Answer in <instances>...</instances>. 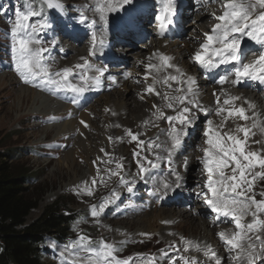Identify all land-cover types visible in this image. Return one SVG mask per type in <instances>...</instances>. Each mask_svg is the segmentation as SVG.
Returning a JSON list of instances; mask_svg holds the SVG:
<instances>
[{"label":"snow or ice","instance_id":"1","mask_svg":"<svg viewBox=\"0 0 264 264\" xmlns=\"http://www.w3.org/2000/svg\"><path fill=\"white\" fill-rule=\"evenodd\" d=\"M197 4L206 6L218 3L221 13L217 15L211 12L210 15L215 23L209 31L204 32L203 39L197 41L199 47L191 54V61L207 72L225 68V72L219 76L217 83L221 86L232 84L240 86L247 82H255L264 85V0H196ZM135 3V0H97V3L90 6L100 14V19L107 23L106 13L113 11H128L129 7ZM162 5L156 14L154 20L159 35L163 36L165 32L175 23L177 14V0H159ZM63 11L64 5L61 0H42L41 7L37 9L30 0H26L21 7H15L12 17H9V28L7 35L9 37V52L11 62L20 79L26 84H32L39 78L43 84L54 85L58 90H67L76 94H83L94 81L96 85L101 83L103 69H93L91 61L86 57H81V63L72 67H65L61 71L51 73L48 66L44 63V56L58 45V40L53 38L47 42L40 38L39 34L46 33L52 28L51 21L45 16L44 8ZM8 8L0 3V16L7 15ZM81 24L88 23V17L81 12L78 18ZM92 25H96V20H91ZM249 42L258 48H245V43ZM105 43L103 32L98 34L93 32L90 40L89 55L95 56L98 48ZM255 55L254 59L248 60L250 53ZM161 63H149L145 65L143 81L146 84L145 93L155 95L163 101V106L153 104L151 106V117L143 123L145 126L151 125L159 128L156 121L164 120L168 124L166 131L167 140L159 142V136L155 139H140L146 135L144 132H133L131 129H125V135L135 142L138 151H134L136 166L139 179H155L151 176L153 170L161 167L164 162L168 166L167 176L174 177V180H160V186L156 192H162L167 195L169 191L181 186L183 177L173 166L175 161L173 157L181 148L183 138L189 135V129L194 126L198 118L195 114L202 113L205 117L214 114L220 117L219 123H214L212 119L206 120V128L203 129V136L206 138L204 144L207 147L202 148L203 156L198 157L203 165V172L207 179L203 184L201 191L197 193L204 204L216 214V219L221 217L226 223L234 225L231 232L220 231L217 233L219 240L225 246L229 253L232 264H264V190L257 193L255 186L257 181H264V141L254 140L252 143L262 145L257 151L251 150L249 141L256 135V129H259L261 135H264V125L261 124L257 113L248 115V110L253 109L254 105L247 100L242 103L240 96H234L221 89L220 92H213L215 108L212 112L206 108L199 99V94L194 90L195 80L187 75L178 65L171 63L173 58L159 53ZM171 69L172 71H168ZM89 71H94L98 75L89 76ZM163 73V75H161ZM70 77H78L79 83L70 81ZM114 81L112 76L107 77ZM150 81V82H149ZM140 82V81H138ZM177 87H173V85ZM165 89L160 91L157 88ZM40 87L41 85H34ZM144 96L141 95V99ZM75 102V101H73ZM247 105V108L245 107ZM165 109L171 110L174 114L169 115ZM111 111V109H105ZM115 115V113H113ZM242 120L245 123H236L234 128L228 127L229 121ZM252 121L249 126L248 121ZM84 127H88L85 121H81ZM116 127H121L116 125ZM109 142L113 138L109 137ZM123 141V137L116 138ZM101 152H105L102 148ZM146 153V154H145ZM166 153V155H162ZM109 159L104 160L97 157V162L107 165L105 172L109 177L115 176L119 182L127 187L128 192H132L135 187V181L125 180L123 158L114 159L111 154L105 153ZM153 158H149V157ZM183 167L187 169V160ZM100 169L97 168L99 177ZM103 178L100 177V181ZM97 177L91 179V185L95 186L98 182ZM83 191L91 196L92 187L88 182H84ZM155 194V192L153 193ZM113 196L116 193L113 191ZM261 198L258 200L256 197ZM105 201L99 205L91 206V216L96 218L102 212L107 203ZM164 223H170L165 221ZM141 235L151 238L149 233ZM183 252H189L194 248L197 252L202 251L209 260H214L215 264H221V258L212 249L210 245H205L201 249L198 243L190 240H184ZM170 247L176 248L175 243ZM72 259L65 258L62 264H132L133 258H118L117 249L113 244L101 239L92 241L91 237L81 235L76 241L64 246ZM63 256V253L61 254ZM169 264H199L194 256L168 257ZM148 264H155V258L148 259Z\"/></svg>","mask_w":264,"mask_h":264},{"label":"rangeland","instance_id":"2","mask_svg":"<svg viewBox=\"0 0 264 264\" xmlns=\"http://www.w3.org/2000/svg\"><path fill=\"white\" fill-rule=\"evenodd\" d=\"M25 2L26 0H0V3H2L5 7L8 8L7 15L0 16V76L8 75L16 81V83L13 85H8V84L3 85V87L4 86L6 87H4V90L3 89L0 90V152L7 151L8 149H14V150L17 149V152H19L20 155L18 156L19 159L15 160L14 163L29 167L34 172H36V179L32 181V183L30 184L29 190H30V194L38 200V205L37 208L33 209L29 213L28 217L26 218V224H30L35 219L39 218L45 207L53 204L58 199H62L63 201H65L67 203V207L69 208V210L73 212H80V213L82 212L83 214V218L79 221V224L73 228L70 234L71 238L69 240L64 241V243H59L54 241L53 239H47V241L43 245V248H46L44 258L42 259L43 264H62V261L65 258L72 259V257L69 255L70 250L66 251L64 246L70 244L73 241H76L78 237L81 235H87L91 237L92 241L94 242L103 239L108 243L113 244L114 246L121 244L122 247H120V249L118 248L116 252L117 257L118 258L132 257L133 258L132 264H148V259L152 257L155 258V264H169V261L165 257L164 253H167L168 257H179L181 254L185 256H194L198 260L199 264H214L213 262L206 261L204 258H202L201 255L197 253L191 254L182 251L184 242H182L181 238L183 237L184 240H186L187 238H189L191 233V225L188 222L184 223L183 225H178L179 223L177 222L173 224L172 223L168 224L159 220V218L155 219L158 213H160L161 211L162 212L169 211V209H173V207L162 206L163 208H161L154 205L155 202L152 198V190L154 191L155 188L157 187L153 186L155 184L152 185V182L147 183L144 180L139 179V177L136 175L137 170L135 165H133L132 160L134 157L133 152L138 151L139 149H137L136 143L131 141L128 136H126L125 141L122 142L123 147L121 149L122 150L125 149V154L122 156L120 155L118 158H123L122 160L124 164L123 174L125 176L126 181L132 182L133 179L135 178V175L137 176V181H135V187L133 188L132 192H128L127 187L121 183L120 186H116L117 184L116 182H118L119 179L115 176L110 177L109 183H105L104 185L102 183H99V186L98 185L89 186L92 187L93 190V195L91 196L87 195L83 191L84 188L79 190L78 189L70 190L69 188L65 187V185L68 182L69 175L65 169H59L58 161L63 158V152L65 150H70L72 148L76 135L73 136L71 135L70 138H66V137L56 138L54 136V133L52 132L42 133V130L43 128L52 127L54 125H58L63 122H67L71 120L73 114L67 113L68 116H66L65 118H62L59 115L57 116L56 114L32 116L27 114V112L25 111V107L22 109L21 112H18L15 109L16 93L18 89L21 87L30 89L31 91H35L36 93L41 94L49 99L50 97H55V99L60 98L61 100H63V102L60 101L61 105L69 108L72 107V109L76 108L74 107V103L78 101L77 97L75 98L73 92L67 90H59L60 94H54L49 89L45 90V88L47 87L56 90L57 88L54 85L43 84V82L39 78L34 80L32 84H26L20 79V77L16 73L14 65L11 62V56L9 52V37L7 35V30L9 28L8 21H9V17H12L13 15L14 8L21 7L23 4H25ZM33 2L35 7L37 6L41 7L42 0H33ZM86 2H88V0L86 1L83 0V2L81 0H61V3L64 5L63 11L52 10L46 7L44 8V14L48 19H51L53 21V24H52V28L49 29L46 33L39 34L42 40L47 42L53 38L62 39V37L59 36L57 32L52 33L54 31L53 29H56V27L59 25H60L59 27L62 28L66 27V29H64L68 33L66 37L72 36L73 29L77 31V35L74 38L75 41L77 42L74 43L72 41H69V38L67 39L64 38L62 39L63 41H61L60 46L57 45V47L51 48L50 51L45 54L44 63L48 66V70L51 73H54V71H59L58 64L60 63L61 64L59 66L62 67V65L64 64L69 65V64H76L81 62L80 59H73L69 61L70 60L69 56L65 59L64 57L66 56L57 58L56 54L60 50V48H62L61 46H64L65 41L69 43L71 42V44L74 43L73 46L77 48L79 47L83 48V46H85V42H88L87 40L89 39L91 40V35L92 32L94 31V26L90 22L91 20H93V16L91 14L87 15V12L89 10ZM133 5L134 7L132 9L134 13L147 10L148 8L150 12V9H153V12L150 13L148 20L145 19L140 20V23L142 24L141 28H143V30L138 32L139 36L136 38V40L131 39L136 47L138 45H143V44L146 45V47H150V45L152 44L151 40L154 38L153 30L156 23V21H154V15L156 14V8H157L156 3L154 0H135V3ZM81 12H84L85 15H87L89 21L88 23L81 24L78 22V18ZM185 12H186L185 9H183L180 15L181 21L179 20L180 26L182 27L184 32L185 29L183 27H185V24L187 25V23L192 22L190 20L191 19L190 17L188 18L186 17ZM127 17L119 18V19L117 18L114 21L115 23L113 22L115 29H117L120 25L124 24ZM54 21H56V24H54ZM134 22L138 23V21H134ZM208 26L209 25L207 22V29ZM100 29H101L100 26H97L95 30H100ZM69 32L71 33L69 34ZM250 44L251 43H249V45ZM112 46L111 49L113 50V53L115 52L117 54H121L124 49L132 50L133 48L127 43L119 44V42L114 43ZM120 49H122V51ZM125 53L128 52L126 51L122 54ZM85 57L87 58L88 55H86ZM88 59L91 61L93 69L96 68L103 69V73H104L102 76L104 80L99 85L96 84L92 85L90 89L100 91L102 88L104 89L105 86L108 85L105 84L106 82L109 83L111 82V80L107 78L108 76L113 77V75H116L118 72L119 73L117 74L118 76L121 74L122 77H127V74L131 73V71L134 69H137L135 75L133 76L135 81L134 84H136L135 86L139 89L137 92L139 91L141 92V90L143 91L144 87H146V84L143 81V77H144L143 73H145V68H142L137 65L134 66V68H132L131 64L123 65L121 64V62H119L121 65L119 63L109 64L105 61H101L100 59L94 58L92 56L91 58L88 57ZM75 60L76 61L80 60V61L76 62ZM130 62L131 59H129V63ZM90 72L91 71H89V73ZM161 75L163 74L161 73ZM77 78L78 77H70L69 79L73 83H79ZM34 85H41V86L37 87ZM1 87L2 86L0 85V88ZM109 88H112V85H108L107 89ZM5 92L9 94L4 95ZM109 92L111 91L105 90L102 93H98L95 96H92V99H90L85 104L84 108H86L88 105L92 106L94 101L97 100V98H99L100 95L107 94ZM151 97L152 99L155 100L154 95H152ZM138 100L141 102L143 101L142 99L139 98ZM10 107L12 109H9ZM148 110L149 109H147L146 111L149 112ZM207 119L208 117L205 119L201 117L196 121V123H194L193 128L189 129L188 136L189 139H191L193 145H199V146L203 145V141L205 137L203 136L202 130L206 128ZM161 127H163V130H167L168 127L167 122L163 120L161 123ZM132 131L140 132L139 126H134ZM159 138H160L159 139L160 142L166 141L167 140L166 131L161 132ZM127 140H129V143L127 142ZM31 149H33L37 155L32 154ZM251 150L257 151L252 147ZM181 156L183 157L184 154L183 153L179 154L173 158L175 161L174 165H176V163L180 161ZM75 161L77 164L80 165L83 163V160L77 158V156H75ZM113 167H115L114 164ZM192 170L194 171L193 174L195 176V177L193 176V179L199 180L196 185V188L199 189H195L194 192L199 193L201 191V187L203 186L206 173L203 172V165L199 162V160L197 163H195V166L191 168V171ZM167 171H168V166L165 165L163 168H161V170L153 174L157 175L159 179H162L167 174ZM148 181H154V180L149 179ZM108 185L112 186L111 189L114 187V192L116 193L115 196L112 195L113 191L104 190L105 187L106 188L108 187ZM262 190H264V181H257L255 186V191L259 193ZM257 196L259 197V199L261 198L259 195ZM163 197L164 196H162V198ZM105 201H111V202L106 204L105 209L102 212H100L98 217L93 218L91 216V206L99 205L100 203H104ZM174 201L175 204L181 203L179 204L181 206L180 207L181 209H183L184 205L188 203L187 204L188 210H193L194 215L201 214V216L203 215L202 217L203 219L205 216L207 221L209 220L210 222L211 219L212 222L215 221V225L212 226L213 232L216 234L214 235L215 237L217 236L216 232L221 231L223 228L229 227L228 225H220L221 224L220 221L216 219V214L213 213L211 209H209L208 213L206 212V214L205 213L202 214L201 209H197V208H202L204 206V202L201 198H198L196 202L197 204H192L191 202H189V198L187 197L185 199L183 198L181 200L178 201L174 200ZM152 205H154L153 208ZM202 210H204V208H202ZM143 215H146L145 218H149V217L151 218L152 215H156L155 218H152L153 220L151 219L152 222L153 221L155 222L154 224L155 228L151 230L146 228L147 232H140L137 231L138 225H136L135 223L129 226L128 223H130L132 220L138 217H142ZM261 218L264 219V216H262ZM165 224H167L168 227L170 225V229H171L170 233L174 235L172 236L173 239L172 237L171 239L166 238L164 236H161L160 233H158L159 231H157V225L163 226ZM219 228L221 230H219ZM141 233H149L151 234V238L143 236L141 235ZM170 233L168 232L166 233V235L170 236ZM262 235H264V233H262ZM216 238L217 240H219L218 236ZM173 243H175L176 248L180 249L181 251H177L176 249L170 247V245ZM180 245L182 246V248L180 247ZM222 245L223 244L221 242V246ZM62 253L63 256L61 255ZM226 253L227 255H229L227 251ZM179 264H182V262H179Z\"/></svg>","mask_w":264,"mask_h":264},{"label":"bare ground","instance_id":"3","mask_svg":"<svg viewBox=\"0 0 264 264\" xmlns=\"http://www.w3.org/2000/svg\"><path fill=\"white\" fill-rule=\"evenodd\" d=\"M81 1L83 2V0ZM154 1H156V6H157L156 12H157L162 5L159 3V0H154ZM100 2L103 3V0H100ZM86 3L89 10L90 6H93L97 3V0H88V2ZM184 3L185 1L183 0H177L178 7L179 4H184ZM189 3L195 4L196 7L194 9L189 10L188 12V17L192 18V20L190 19L192 22L187 23V25L185 24L186 26L184 27L185 29L184 36L181 35L182 37H178L175 36L173 33H171L170 28L176 29L175 23L174 26L170 27L165 32V34L161 36L158 33V29L155 23V27L153 30L154 38L151 40L152 44L150 45V47H146V45L144 44L138 45L136 47L134 42L131 40L134 38V34L137 31L143 30V28H141L142 24L140 23V20L141 19L147 20V16L149 14L148 11H140L134 14V11L132 9L134 5H132L129 7L128 11L117 10L113 12H108L106 13L107 23L105 24L104 21L100 19L99 13L93 10H89L87 12V15L91 14L93 16V19L97 21V24L93 25L94 26L93 32H96L98 34V38H99V34L103 32V38L105 40L104 45L98 48L97 54L92 57L98 58L101 61H105L109 64H117L121 62V64L123 65L131 64L132 68H134V66L136 65L145 68V65H147L150 62L149 61L150 57H152L151 63L153 64L161 63L158 56H153L154 53L166 55L168 57L173 58L171 60V63L178 65L187 75L193 77V79L195 80L194 90L198 92L200 101L203 103V105L206 108L209 109L210 112H212V110L215 108V102L212 93L214 91L220 92L221 89L223 88V90L230 93L231 95L240 96L242 98L241 101L237 102L238 104L242 103L243 100L250 101L254 105V108L248 110V115L251 116L253 112L257 113L261 124L264 125V85H260L255 82H247L240 86H233L230 83L221 86L219 83H217V80L219 76L225 72V68L223 66L214 71L207 72L191 61L190 59L191 54L199 47V43L197 41L202 40L203 39L202 34L206 31H209L212 25L215 23L212 17H210L211 16L210 13L215 12L217 15H219L222 10L218 3H213L206 6H201L197 4L196 0H191V2ZM178 11L179 10L177 8V13ZM191 11H195L193 13H198V15L195 14V16H190L189 14ZM124 17L130 19L126 21L124 24L120 25L117 29H115L114 21L117 18L119 19ZM176 18H177V14L174 18L175 22H176ZM134 21H138V23ZM207 22L209 25L208 29H207ZM97 26H100L101 29L95 30ZM182 32L183 30L180 28L179 33L182 34ZM76 35H77V31L73 29L72 36H68L69 41H72L74 43L77 42L74 39ZM57 40H58V45L60 46L62 39L58 38ZM87 41L88 42H85V46H83V48L82 47L77 48L73 46L74 43L71 44V42L69 43L65 41L64 46H61L62 48H60V50L56 54L57 58L66 56L64 57L65 59L69 56L70 57L69 61L73 59L81 60V57H85L86 55H88V57L91 58L88 52L90 47V39ZM117 42H122V43L128 42L130 46L135 48L134 49L132 48V50L123 48L124 50L122 53L126 51L128 52L125 54L122 53L117 54L115 52L113 53L110 44ZM249 47L253 48V46H250L246 43L245 48L247 49ZM258 47L259 46H256L254 48H258ZM120 50L122 51V49ZM256 54H258V52L253 54L254 56L252 59L255 58ZM249 55L252 56V53H250ZM249 55L248 57L250 59ZM129 59H131L130 63H129ZM60 64H58L59 71H61L65 67H72L73 65H75V64H69V65L64 64L62 65V67H60L59 66ZM136 71L137 69L132 70L131 73L127 74V77H122L121 74L119 75L120 76L119 77L117 75L119 73L117 72L116 75H113V77L115 78L114 81L111 80L110 83L109 82L105 83L108 85H112V88L109 89H107L108 85H106L105 88L104 89L102 88L100 91L90 89V87L95 84V82L92 81L89 89L85 91L83 94L74 93L75 98L77 97L78 99V101L74 103V107H76L75 109H72V107L69 108L61 105L60 101L63 102V100H61L60 98H56L59 100L58 101L55 99V97H50L49 99L27 88L21 87L18 89L15 98V109L18 112H21L22 109L25 107V111L27 112V114L32 116L56 114L57 116L59 115L62 118H65L66 116H68L67 113L73 114L71 120L67 122H63L58 125H54L52 127L43 128L42 130V133H49V132L54 133V136L56 138H61V137L70 138L71 135L72 136L76 135L72 148L70 150H65L63 152V158L58 161L59 169H65L69 175L68 182L65 185L66 188H69L70 190L83 189L85 187L84 184L85 181L88 182V186H91V179L93 177H97L98 181H100V177L103 178L102 181L96 184L98 186L99 183H102L103 185L105 183H109L110 177L105 172V169L108 167H113V165H107L101 162H97L96 164H94L93 162L97 160V157H102L104 160L109 159V156H106L105 153L111 154V157L114 159H117L120 155L122 156L125 154V149L123 150L121 149L123 147L122 142H124L126 138L125 129L133 130L134 126H139L140 132L146 133V135L141 137L142 140H148L149 138L155 139L157 136H160L162 132L161 130H163V127H161V123L163 120L156 121V123L159 124V128H154L150 124L145 126L143 122L145 120L150 119L152 115L151 106L154 103L163 106V101L155 95H154L155 100L152 99L151 97L152 95L145 93L144 91L145 87L143 91L141 90V92L140 91L137 92L139 89L135 86L136 84H134L135 81L133 78ZM168 71H172V70L169 69ZM55 72L57 71H54V73ZM89 75L90 76L98 75V73L91 71ZM103 80L104 79L101 77V82ZM15 83L16 81L8 75L0 76V85L2 86L0 90L2 89L4 90V87L6 86L3 87V85L5 84L13 85ZM173 87H177V85L174 84ZM157 88L160 91H165V89L160 88L159 85H157ZM46 89L51 90L54 94H60L58 89L55 90L50 87L45 88V90ZM105 90L111 92L100 95L99 98H97V100L94 101L92 106L88 105L86 108H84L85 104L90 99H92V96H95L98 93H102ZM8 94L9 93L5 92L4 95H8ZM141 95L144 96V98L142 99L144 103L143 101L141 102L138 100V98L141 99ZM245 107L247 108V105H245ZM9 109L12 108L10 107ZM105 109H111V111H105ZM147 109H149L148 110L149 112L146 111ZM165 111L169 115L174 114L169 109H165ZM113 113H115V115H113ZM195 115L198 118L195 120L194 123H196V121L201 117L204 119L208 117V119H212L214 123H219L220 121V117H217L214 114H211L207 117H205L204 114L202 113H196ZM82 120L87 123L88 127H84V125L81 124ZM236 123L244 124L245 122L242 120H237L235 122L229 121L228 127L234 128ZM251 123H252L251 120L248 121L249 126L251 125ZM116 125H120L121 127H116ZM255 131H256V135L251 138L249 143L253 149L259 150L262 145L252 143V141L254 140L264 141V135H261L259 129H256ZM109 137L113 138L112 142H109L108 139ZM117 137H123L124 139L123 141H119L116 139ZM205 139L206 138H204V140ZM127 142L129 143V140H127ZM204 147H207V145L204 144V141H203V145L201 146L193 145L191 139H189V136L184 137L181 148L175 154V156H177L183 153L184 156L183 157L181 156L180 161L179 162L177 161L178 163L174 165L176 170L183 177L181 186L179 188H174V190L172 191H169L167 195H163L162 192H156L155 191L156 188L154 191L152 190V198L155 202L154 205L161 208L165 206L173 207V209H169V211H163V212L161 211L160 213H158L157 217L156 215H152L151 218L150 217L145 218V216L148 215L146 214L143 215L142 217H138L132 220L128 224L129 226H131L133 223H135L136 225H138L137 231L147 232L146 228H148L149 230L155 228L154 226L155 222L151 221V219L155 217H156L155 219L159 218V220L163 222L169 221L172 224L177 222L179 223L178 225H183L184 223L188 222L191 225V233L189 238H187L186 240H190L193 241L194 243H198L201 249H204L205 245H210L212 249L217 253V255L221 258V264H232L229 255H227L226 253L225 246L223 245L221 246V241L217 240L216 238L217 236L216 237L214 236L216 234L213 232L212 226L215 225V221L212 222L211 219L209 222V220L207 221L205 216L203 219L202 218L203 215L201 216V214L194 215L193 210H188L187 207L188 203L185 205L183 204L184 208L181 209L180 208L181 206L179 205L181 203L175 204L174 201V200L178 201L183 198L185 199L187 197L189 198V202H191L192 204H197L196 202L199 197L197 195V192H194V190L199 189L196 188V185L199 180L193 179L194 171L193 170L191 171V168L195 166V163L198 162V157L203 156L202 148ZM102 148L105 150V152L100 151ZM162 155H166V153H162ZM75 156L83 160V163L81 165L76 163ZM149 158H153V157L150 156ZM185 160H187L186 170L183 167ZM132 162L133 165H135L136 170L138 172V168L135 162V157H133ZM165 165L167 164L162 162L161 167L159 169L153 170L151 176L155 177V179H153L154 181H148L149 180L148 178L144 179V181L147 183L152 182V185L155 184L153 186L159 187L160 180L162 179L166 178L169 181L174 180L175 179L174 177L165 175L162 179H159L157 175H154L155 172L161 170V168H163ZM97 168L100 169L99 177L97 176ZM206 179L207 176L205 177L203 184L206 182ZM133 181H137L136 175ZM116 183L118 184V185L116 184V186H120L119 180ZM111 187L112 186L108 185V187L107 188L105 187L104 190L114 191V187L112 189ZM154 192L155 194H153ZM162 196L164 197L162 198ZM256 198L259 199L258 196ZM154 205H152V208L154 207ZM202 208H204V210H202ZM202 208H197V209H201L202 214L203 213L206 214V212L208 213L209 208L205 204ZM219 221L221 223V224L219 223L220 225L229 226L228 228H223V229L220 227L222 230L220 228L219 230L225 232H231L234 230V225L231 223H226L223 217H221ZM157 231H159L158 233H160L161 236H164L166 238L171 239V237L174 236L172 233H170L171 231L170 225L168 227L167 224L163 226L157 225ZM168 232L170 233V236L166 235V233ZM185 246L186 245L184 243L183 248ZM180 247L182 248L181 245ZM188 253L191 254L197 253L201 255L202 258H204L206 261H210L215 264L214 260H209L208 257L204 255L203 250L197 252L194 248H192Z\"/></svg>","mask_w":264,"mask_h":264},{"label":"trees","instance_id":"4","mask_svg":"<svg viewBox=\"0 0 264 264\" xmlns=\"http://www.w3.org/2000/svg\"><path fill=\"white\" fill-rule=\"evenodd\" d=\"M31 153L36 154L33 149ZM19 155L17 149L0 152V264H43L47 239L59 243L69 240L83 214L69 210L67 203L58 199L26 224L29 213L38 205L29 190L36 172L14 163Z\"/></svg>","mask_w":264,"mask_h":264},{"label":"clouds","instance_id":"5","mask_svg":"<svg viewBox=\"0 0 264 264\" xmlns=\"http://www.w3.org/2000/svg\"><path fill=\"white\" fill-rule=\"evenodd\" d=\"M183 1H185V0H183ZM189 2H191V0H186L185 1V5H187V4H191V3H189ZM196 6H195V4H191V5H189L188 6V8H186V13H188L189 12V10H191V9H194ZM193 12H195V11H191L190 12V14H191V16H195V14H197V13H193ZM181 14H178L177 15V18L178 19H180V21H181V16H180ZM198 15V14H197ZM187 17V16H186ZM188 18V17H187ZM186 19V18H185ZM191 20H192V18H191ZM180 21H176L175 22V24H176V29H172L171 30V32H174L175 34H176V36H178V37H182L181 35H183L184 36V31L182 32V34H180L179 32H180V28L182 29V27L180 26ZM186 26V25H185ZM184 28V27H183ZM176 30H177V32H176ZM183 30V29H182Z\"/></svg>","mask_w":264,"mask_h":264}]
</instances>
